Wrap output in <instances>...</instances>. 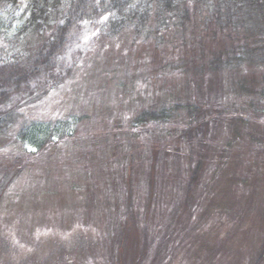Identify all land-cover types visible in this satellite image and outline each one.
Listing matches in <instances>:
<instances>
[{"label":"rangeland","instance_id":"1","mask_svg":"<svg viewBox=\"0 0 264 264\" xmlns=\"http://www.w3.org/2000/svg\"><path fill=\"white\" fill-rule=\"evenodd\" d=\"M187 8L185 28L159 40L78 27L62 55L71 71L17 113L75 117V132L39 151L19 126L0 135V264H264V69L178 71L247 36L238 14L227 30L208 22L213 7ZM177 103L204 112L191 132L187 112L132 130L140 112Z\"/></svg>","mask_w":264,"mask_h":264},{"label":"trees","instance_id":"2","mask_svg":"<svg viewBox=\"0 0 264 264\" xmlns=\"http://www.w3.org/2000/svg\"><path fill=\"white\" fill-rule=\"evenodd\" d=\"M18 1L0 0V39L8 45L0 49V135L12 126H19L17 139L22 143L28 141V145L34 146L37 151L48 141L71 136L78 119L68 117L47 124H19L17 113L36 101L46 87L61 83L67 72L71 71V62L63 61L62 55L64 53L65 56L67 46L79 26L89 23L99 34L111 36L134 28L140 32V36L141 33L151 38L158 36L159 40L163 31L171 26L185 28V21L189 20L187 4L190 0H28L23 13L17 17ZM191 1L195 3V8L213 7L208 22L214 19V23L222 29L230 30L235 26L230 18L238 14L247 36L243 44L231 45L215 54L208 66L202 64L193 70L188 64H182L177 67L178 71L198 76L215 74L224 69H264V0ZM222 16L228 20L224 18V21ZM30 35L41 39L36 50H32ZM20 50L28 52L30 58L27 61H22ZM207 68L210 69L205 72ZM235 83L241 86L239 89L242 93L253 94L242 82ZM262 93L258 92L260 95ZM182 113L187 115L188 131L191 132L193 123L204 112L191 105L180 106V103L163 106L159 111L148 109L139 113L132 130L139 126L147 129L150 124L167 125ZM205 124L204 120L201 126ZM172 136L170 133V139ZM190 141L191 135L188 137ZM166 146L170 148L171 144L167 142ZM169 152L173 156H181L173 148ZM192 155L193 152L182 157L187 159Z\"/></svg>","mask_w":264,"mask_h":264},{"label":"snow or ice","instance_id":"3","mask_svg":"<svg viewBox=\"0 0 264 264\" xmlns=\"http://www.w3.org/2000/svg\"><path fill=\"white\" fill-rule=\"evenodd\" d=\"M34 150V149H33Z\"/></svg>","mask_w":264,"mask_h":264}]
</instances>
